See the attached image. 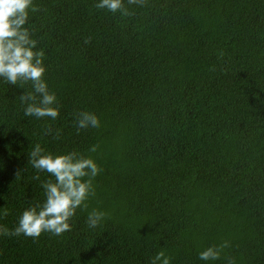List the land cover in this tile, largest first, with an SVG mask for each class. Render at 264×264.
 <instances>
[{
    "label": "trees",
    "instance_id": "1",
    "mask_svg": "<svg viewBox=\"0 0 264 264\" xmlns=\"http://www.w3.org/2000/svg\"><path fill=\"white\" fill-rule=\"evenodd\" d=\"M34 3L27 26L60 116L26 117L31 84L0 81V225L44 200L36 143L102 171L72 231L0 235V264H150L162 249L205 264L198 252L224 242L214 264H264V0H144L129 16L95 0ZM80 111L100 127L77 131ZM94 208L109 215L91 229Z\"/></svg>",
    "mask_w": 264,
    "mask_h": 264
},
{
    "label": "clouds",
    "instance_id": "2",
    "mask_svg": "<svg viewBox=\"0 0 264 264\" xmlns=\"http://www.w3.org/2000/svg\"><path fill=\"white\" fill-rule=\"evenodd\" d=\"M143 3L144 0H95V7L129 16L132 13L126 5ZM36 10L34 0H0V81L21 87L30 83L31 90H24L19 96L24 115L54 121L60 116V102L45 78V52L38 48L33 31L27 26L30 11ZM75 124L77 131L99 128L100 118L93 112L80 111ZM50 131L49 128L46 133ZM97 147L93 145L89 151L95 152ZM29 158L37 170L35 179H39L41 172L49 174L41 185L44 200L24 208L13 229L0 225V235L38 239L42 233L62 236L72 231L73 217L78 210L87 209L89 199L95 196L94 179L102 169L92 156L76 150L55 153L40 143L34 145ZM2 214L7 215L8 210L5 208ZM108 215L105 210L94 208L88 212L86 223L95 229ZM227 246V242L209 245L198 252V258L205 264H214ZM150 264H173V257L162 249L151 258Z\"/></svg>",
    "mask_w": 264,
    "mask_h": 264
}]
</instances>
